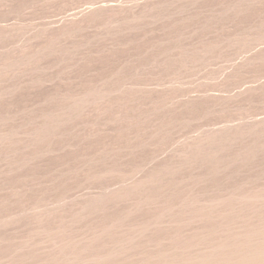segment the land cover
Returning a JSON list of instances; mask_svg holds the SVG:
<instances>
[{"label":"rangeland","instance_id":"rangeland-1","mask_svg":"<svg viewBox=\"0 0 264 264\" xmlns=\"http://www.w3.org/2000/svg\"><path fill=\"white\" fill-rule=\"evenodd\" d=\"M0 264H264V0H0Z\"/></svg>","mask_w":264,"mask_h":264}]
</instances>
